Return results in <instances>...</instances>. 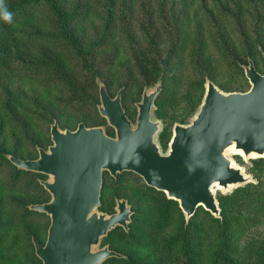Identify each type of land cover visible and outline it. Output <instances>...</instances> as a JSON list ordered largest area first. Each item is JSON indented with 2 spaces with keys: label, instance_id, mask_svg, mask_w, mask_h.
<instances>
[{
  "label": "rangeland",
  "instance_id": "obj_1",
  "mask_svg": "<svg viewBox=\"0 0 264 264\" xmlns=\"http://www.w3.org/2000/svg\"><path fill=\"white\" fill-rule=\"evenodd\" d=\"M88 1V14L73 22L72 32L89 53L92 72L84 68L77 50L68 47L69 36L51 7L16 17L0 33V264H42L31 236L44 242L50 224L49 215L28 208L51 199L39 183L49 176L21 171L7 155L36 158V146L52 143L54 120L60 129L74 130L83 122L114 136L98 111V81L111 96L121 89L122 105L135 125L143 89L156 83L152 68L162 69L152 118L160 120L155 140L166 152L174 124L189 123L197 111L206 78L224 92H243L250 88L243 69L248 59L264 74L259 50L264 47V0H116L111 33L105 28L106 0ZM77 3L66 0L64 8L76 9ZM147 25L156 52L150 51L151 40L144 35ZM228 157L254 178L227 191L215 189L229 228L212 223L214 215L203 207L186 221L176 200L148 186L138 174L125 171L112 177L105 171L98 211L114 213L115 199L124 198L133 221L128 234L122 227L113 229L94 249L111 245L127 255L128 264H225V239L245 254L251 246L264 247V157ZM246 219L252 221L248 227L241 224ZM202 240L201 250L197 245ZM243 257L233 259L248 264ZM103 264L124 263L109 259Z\"/></svg>",
  "mask_w": 264,
  "mask_h": 264
},
{
  "label": "water",
  "instance_id": "obj_2",
  "mask_svg": "<svg viewBox=\"0 0 264 264\" xmlns=\"http://www.w3.org/2000/svg\"><path fill=\"white\" fill-rule=\"evenodd\" d=\"M259 50L264 59V48ZM243 69L250 83L243 92H224L206 78L197 111L189 123L174 124L166 152L155 140L160 120L152 118L162 88L159 79L151 89H143L135 125L122 105L121 89L111 96L105 83L98 81V111L114 136L102 126L83 122L74 130L60 129L54 120L52 143L47 148L37 146L36 158L8 154L17 169L49 176L39 183L51 199L28 206L50 217L45 242L32 237L42 264H102L107 258L124 256L108 245L94 249L117 226L128 231L132 215L124 198L116 199V212L98 211L105 171L112 177L125 171L138 174L148 186L176 200L186 221L198 207L220 217L213 186L227 191L254 181L228 157V149L244 158L264 157V74L252 59Z\"/></svg>",
  "mask_w": 264,
  "mask_h": 264
},
{
  "label": "trees",
  "instance_id": "obj_3",
  "mask_svg": "<svg viewBox=\"0 0 264 264\" xmlns=\"http://www.w3.org/2000/svg\"><path fill=\"white\" fill-rule=\"evenodd\" d=\"M77 3V8L76 9H73V10H69V11H66L65 8H64V5H65V2L66 0H9L7 3H5L4 5L7 7V9L13 14V19H12V22L11 23H7V22H4L2 21V19H0V21H2L0 23V33L4 30V29H10L12 24H13V21L16 17H28L30 15H33L34 14V11L38 8H41V7H51L53 9V11L59 16V19H60V24L62 26V28L65 30L66 34L69 36L68 39H69V44H68V47L72 48V49H75L77 50V53H78V56L80 57V59L82 60L83 62V66L84 68H86V70L88 72H92V65H91V58L89 55V53L86 52V49L80 45L78 39L75 37V35H73V32H72V24L73 22H78L79 20L83 19L86 17V15L88 14V10H89V6H88V3L89 1L88 0H75ZM115 2L116 0H106V5L108 6V10L106 11L107 12V16H108V20H107V26L105 27L106 29H109L110 30V33H111V28H112V22H113V13H112V10H113V7H115ZM86 8V9H84ZM152 16V13L148 12V15L147 17H151ZM117 29H115L116 31ZM143 32H144V35L147 36L150 40H151V43L153 42V38L150 36L151 32H150V27L149 25L145 26L143 28ZM66 35V36H67ZM106 35V34H105ZM105 35H103L105 37ZM111 35V34H109ZM156 48L157 47V43L156 41H154V43H152L151 45V48H150V51L153 50L154 52H156ZM264 48V47H263ZM262 56V55H261ZM146 58L143 59V62H146ZM165 60V58L163 59ZM140 62V61H139ZM255 64V63H254ZM140 67L141 69L146 72L148 71V69L145 67V65L141 64L140 62ZM152 72H153V81L157 82V79L161 73H162V69H159L157 68L156 66H154L152 68ZM150 72V71H149ZM210 79V78H209ZM161 82H162V79H160ZM163 83V82H162ZM98 85V84H97ZM106 85V84H105ZM107 87V86H106ZM162 89V88H161ZM108 90V89H107ZM109 92V91H108ZM160 94V93H159ZM99 96V94H98ZM159 96V95H158ZM157 96V98H158ZM156 98V100H157ZM156 100H155V104H156ZM201 103V102H200ZM200 105V104H199ZM124 107V106H123ZM37 147V146H36ZM41 147V146H40ZM13 155V154H12ZM16 156V155H15ZM18 157V156H17ZM21 170V169H20ZM21 171H24V170H21ZM27 172H30V171H27ZM31 173H34V172H31ZM103 178H104V174H103ZM103 185V184H102ZM101 199V197H100ZM116 199H121V198H116ZM115 199V201H116ZM218 201V200H217ZM102 208V199H101V204L99 206L98 209H101ZM258 208V207H257ZM198 209V208H197ZM132 211V209H131ZM197 211V210H196ZM259 210H257L258 212ZM105 213V212H104ZM133 213V211H132ZM196 213V212H195ZM194 213V214H195ZM112 214V213H111ZM226 214H227V211L225 209V207L222 205V207H220V217H215L213 218V222L212 223H215L217 226L218 225H221L223 227H226V228H229V222L227 221V218H226ZM193 216L190 217V219L192 218ZM133 221V216L131 215V221L130 223L128 224L129 225V228H128V231H125L123 228V231L125 233H129V230H130V224L132 223ZM249 222L252 223V221L250 219H246L244 220L241 224L242 226L244 227H248L249 225ZM120 226H117L116 228H118ZM114 228V229H116ZM234 229V226L232 227L231 230ZM112 231V230H111ZM209 233V231H208ZM212 234L215 233V232H211ZM210 234V233H209ZM206 234H202V238L205 236ZM207 236L209 237V235H206L205 238H207ZM32 237L31 236V241H32ZM35 237V236H34ZM204 238V239H205ZM222 240V239H221ZM225 242L226 244H223L224 245V251H223V254H222V257H223V260L222 262L225 263V264H238L237 260L236 259H233V258H236V257H240V256H244L243 259L245 258L246 259V262L248 264H256L257 262H261L260 264H264V247L262 246H258L257 249H255L254 247H250L248 249V251H246L247 253L245 254V252L242 250V249H239L236 250L234 248V244L231 243V241L229 239H225ZM264 243V242H263ZM33 244V243H32ZM204 246V241L202 240V242H200L197 247L200 249L201 247ZM108 247L118 253H121L123 254L124 256L121 257V258H117V257H110V258H107L106 260H109V259H116V260H119V261H122V263L124 264H128L127 261H126V257L127 255L124 253V252H121L115 248H113L111 245H108ZM220 247V246H219ZM228 247V248H226ZM202 250V248H201ZM105 260V261H106ZM104 261V262H105ZM103 264V263H102ZM216 264V263H215Z\"/></svg>",
  "mask_w": 264,
  "mask_h": 264
},
{
  "label": "clouds",
  "instance_id": "obj_4",
  "mask_svg": "<svg viewBox=\"0 0 264 264\" xmlns=\"http://www.w3.org/2000/svg\"><path fill=\"white\" fill-rule=\"evenodd\" d=\"M0 19L7 23H11L13 19V14L4 5V0H0Z\"/></svg>",
  "mask_w": 264,
  "mask_h": 264
},
{
  "label": "bare ground",
  "instance_id": "obj_5",
  "mask_svg": "<svg viewBox=\"0 0 264 264\" xmlns=\"http://www.w3.org/2000/svg\"><path fill=\"white\" fill-rule=\"evenodd\" d=\"M229 153H240V152H239V151H235V150H233L232 147H231V148L228 149V154H229ZM216 188H219V187H218L217 185H214V186H213V189L215 190Z\"/></svg>",
  "mask_w": 264,
  "mask_h": 264
},
{
  "label": "flooded vegetation",
  "instance_id": "obj_6",
  "mask_svg": "<svg viewBox=\"0 0 264 264\" xmlns=\"http://www.w3.org/2000/svg\"><path fill=\"white\" fill-rule=\"evenodd\" d=\"M41 242V241H40ZM45 242V241H44ZM44 242H41V243H44Z\"/></svg>",
  "mask_w": 264,
  "mask_h": 264
}]
</instances>
